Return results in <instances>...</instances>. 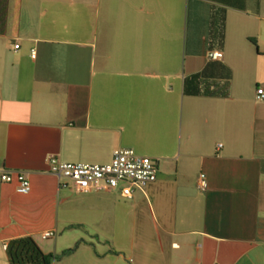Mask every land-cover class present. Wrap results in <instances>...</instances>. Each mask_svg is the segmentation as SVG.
Returning <instances> with one entry per match:
<instances>
[{
    "label": "crops",
    "instance_id": "obj_1",
    "mask_svg": "<svg viewBox=\"0 0 264 264\" xmlns=\"http://www.w3.org/2000/svg\"><path fill=\"white\" fill-rule=\"evenodd\" d=\"M260 89L264 0H0V172L31 183L0 182V264L26 237L80 244L55 264H264ZM120 148L158 167L132 200L49 173Z\"/></svg>",
    "mask_w": 264,
    "mask_h": 264
},
{
    "label": "built area",
    "instance_id": "obj_2",
    "mask_svg": "<svg viewBox=\"0 0 264 264\" xmlns=\"http://www.w3.org/2000/svg\"><path fill=\"white\" fill-rule=\"evenodd\" d=\"M18 48V47H16ZM35 57V53H32ZM220 52L209 55L213 61L222 59ZM258 99L264 100V91L258 90ZM49 173L55 177L63 189H72L80 194L112 192L118 190L127 200H132L136 192H143L149 185L157 182V163L147 157L139 156L132 149L120 148L114 151L112 161L108 165L68 164L56 157L48 158ZM0 182L16 186L20 195L31 192V183L26 173L0 172ZM197 188L204 193L208 189L207 179L201 174ZM53 232L41 235L43 240L52 239ZM7 250L8 246L5 245Z\"/></svg>",
    "mask_w": 264,
    "mask_h": 264
},
{
    "label": "trees",
    "instance_id": "obj_3",
    "mask_svg": "<svg viewBox=\"0 0 264 264\" xmlns=\"http://www.w3.org/2000/svg\"><path fill=\"white\" fill-rule=\"evenodd\" d=\"M79 245L58 256L46 255L33 239L26 237L12 241L8 246L7 253L10 264H55L59 260L73 254Z\"/></svg>",
    "mask_w": 264,
    "mask_h": 264
},
{
    "label": "rangeland",
    "instance_id": "obj_4",
    "mask_svg": "<svg viewBox=\"0 0 264 264\" xmlns=\"http://www.w3.org/2000/svg\"><path fill=\"white\" fill-rule=\"evenodd\" d=\"M130 205H131V203L128 202V206H129V207H130ZM78 230H79V229H78ZM76 235H78V236H82V238H85L86 240H88L87 236H86L85 233L82 231V229L79 230L78 234L76 233ZM147 238H148V240H150V239H151V236L149 235ZM59 261H61V260H59Z\"/></svg>",
    "mask_w": 264,
    "mask_h": 264
}]
</instances>
